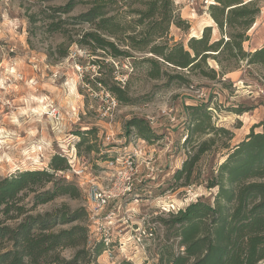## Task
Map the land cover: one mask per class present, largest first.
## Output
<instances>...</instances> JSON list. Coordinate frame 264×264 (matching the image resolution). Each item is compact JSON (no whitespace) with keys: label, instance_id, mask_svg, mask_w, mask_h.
I'll return each mask as SVG.
<instances>
[{"label":"rangeland","instance_id":"374dc122","mask_svg":"<svg viewBox=\"0 0 264 264\" xmlns=\"http://www.w3.org/2000/svg\"><path fill=\"white\" fill-rule=\"evenodd\" d=\"M68 1L0 0V181L24 171L48 170L54 155L65 158L74 152L103 181L106 176L104 161L97 160L100 153L96 154V151L116 149L121 145L116 141H123L126 136L134 146L143 141L155 150V178H143L139 184L141 190L135 196L138 199L132 196L115 207L112 249L105 248L95 264L120 261L150 264L165 235L157 224L150 225L155 230L153 238L141 234L149 226L148 221L157 217L154 212L175 211L195 199L214 197L216 192L206 190L204 184L176 190L170 188L172 171L180 167L191 149L180 144L189 125L185 107L205 104L210 110L211 124L229 132L218 142L229 146L228 149L220 146L215 150L214 146L203 156L201 166L204 171L197 180L202 181L209 164L219 165L230 148L251 132H264V69L223 56L208 59L207 68L195 71H179L162 65L160 77L152 79L146 74L149 65L142 62L150 56L148 54L122 45L121 51L129 57L114 59L100 51L92 53L75 43L79 35L90 28L86 24H75L72 18L85 12L93 0H75L73 10L61 14L62 32L49 31V24L58 23L60 15L57 13L48 18L53 13L49 9L63 6ZM104 1H116L108 4L107 17L121 15L123 18L127 9L120 0ZM212 3L213 0H173V16L181 24L170 26L169 46L182 44L187 49L188 39L200 38L208 27L211 42L227 41L228 30L224 28L219 32L209 16L208 8ZM258 6L260 12L247 31V41L242 44L246 53L264 45V0H258ZM129 16H125V20L134 17ZM97 60L102 62L100 67L94 64ZM112 77L125 92L128 104L118 103L107 91L108 86L96 81L102 79L110 85ZM132 118L153 119L152 125L148 121L147 124L155 138L150 142L136 138L133 129L130 134H125L124 125ZM91 130H95V134L86 136L82 143L77 133ZM105 136H110L109 140L105 141ZM208 137L194 136L193 144ZM88 145L94 147L93 152L86 151ZM60 176L64 182L73 183L81 196L73 199L57 197L37 206L31 213L44 214L62 205L71 212L83 209V222L58 226L55 231L82 225L88 233L87 246L95 241L102 242L97 232L99 226L88 217L82 187L76 179L65 178L70 176L67 171L55 175L54 180L61 183ZM143 176L145 171H142ZM52 187V183H44L38 192L49 191ZM33 195L31 192L23 195L21 204L30 208ZM75 252L76 249L67 248L61 250L60 255L68 260Z\"/></svg>","mask_w":264,"mask_h":264},{"label":"trees","instance_id":"16d2710c","mask_svg":"<svg viewBox=\"0 0 264 264\" xmlns=\"http://www.w3.org/2000/svg\"><path fill=\"white\" fill-rule=\"evenodd\" d=\"M115 2L93 0L85 12L72 18L75 24H86L90 28L79 35L75 43L87 47L92 53L100 51L114 59L129 57L121 51L122 45L148 54L150 56L143 58L142 62L149 65L146 74L152 79L160 77L162 65L179 71H195L207 68L208 59L223 56L264 69V45L248 53L242 47L247 41V31L260 12L258 0H213L208 8L209 16L219 32L224 28L228 30V40L211 42L208 27L200 38L188 39L187 49L182 44H168L170 26L181 24L173 16V0H120L127 9L123 18L121 15L107 17L108 4ZM74 6L75 0H69L63 6L50 8L53 13L48 18L57 13L60 15L58 23L49 24V31L62 32L61 14L70 13ZM129 15L134 17L125 20ZM94 64L100 67L102 62L97 60ZM210 73L214 75L212 69ZM96 81L108 86L107 91L118 103L128 104L125 92L114 77L110 85L102 79ZM185 109L189 125L180 144L191 149L180 167L172 171L170 188L176 190L204 184L206 190L216 192L214 197L195 199L175 211L154 212L157 217L148 221L147 238H153L155 234L151 224H157L165 235L150 264H260L264 261V132H251L230 148L219 165L209 164L202 181H197L204 171L201 166L203 156L211 147L215 146V150L220 146L229 148L218 143L229 132L211 124L210 110L205 104ZM131 129L136 138L147 142L155 138L144 119L127 121L125 134H130ZM94 134L95 130L77 133L82 143L86 136ZM203 135L209 137L193 144L194 136ZM86 151L93 152L94 147L88 145ZM107 159V153H100L97 160ZM68 170L66 159L54 155L48 170L24 171L0 181V264H95L96 258L106 250L103 242L95 241L87 246L88 233L82 225L55 231L58 226L83 222V209L71 212L62 205L44 214L31 213L37 206L57 197L73 199L80 195L74 184L64 182L62 176L61 183L54 180L55 175ZM44 183H52V189L38 192ZM28 192L34 194L30 208L21 204L23 195ZM67 248L76 249L68 260L60 255V251ZM117 264L128 263L120 261Z\"/></svg>","mask_w":264,"mask_h":264},{"label":"built area","instance_id":"2783aa9c","mask_svg":"<svg viewBox=\"0 0 264 264\" xmlns=\"http://www.w3.org/2000/svg\"><path fill=\"white\" fill-rule=\"evenodd\" d=\"M113 105L115 102L112 101ZM149 124H153V119H148ZM110 136H105L104 140H109ZM123 141H116L118 148H109L100 153H107L109 159L103 162V168L106 171L104 180L101 181L99 174L89 170L83 164L82 159L76 156L74 152L72 155L65 157L69 165L70 176L66 179L74 178L78 181L79 186L84 192V199L88 207V217L92 223L99 226L97 232L100 234L106 249H112L111 233L114 228L113 219L116 215L117 209L115 207L130 197H135L140 191L143 178L153 180L156 174L154 163L155 150L147 147L142 141L141 145L134 146L130 141V137H123ZM127 144V146H126ZM142 171H145V177H141ZM139 185V186H138ZM114 206V208H113ZM166 212L168 210L162 209ZM103 223V224H101ZM146 237V231L141 233Z\"/></svg>","mask_w":264,"mask_h":264}]
</instances>
